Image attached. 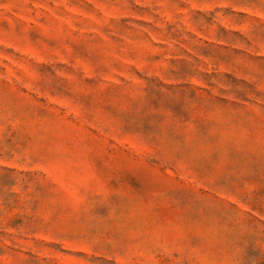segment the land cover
I'll use <instances>...</instances> for the list:
<instances>
[{
    "label": "rangeland",
    "instance_id": "rangeland-1",
    "mask_svg": "<svg viewBox=\"0 0 264 264\" xmlns=\"http://www.w3.org/2000/svg\"><path fill=\"white\" fill-rule=\"evenodd\" d=\"M0 264H264V0H0Z\"/></svg>",
    "mask_w": 264,
    "mask_h": 264
}]
</instances>
